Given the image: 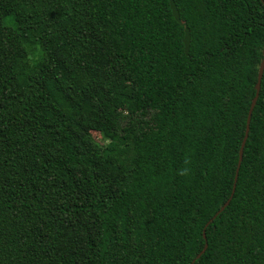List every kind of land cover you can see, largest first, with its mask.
<instances>
[{"label": "trees", "instance_id": "obj_1", "mask_svg": "<svg viewBox=\"0 0 264 264\" xmlns=\"http://www.w3.org/2000/svg\"><path fill=\"white\" fill-rule=\"evenodd\" d=\"M264 0H0V264H264ZM98 136V138H95Z\"/></svg>", "mask_w": 264, "mask_h": 264}, {"label": "water", "instance_id": "obj_2", "mask_svg": "<svg viewBox=\"0 0 264 264\" xmlns=\"http://www.w3.org/2000/svg\"><path fill=\"white\" fill-rule=\"evenodd\" d=\"M263 73H264V52H263V58H262V61H261L260 67H259V71H258L257 82H256V85H255V95H254V98L252 99V102H251V105H250V108H249V111H248L247 120H246L245 134H244V138H243V141H242V144H241V147H240V150H239V154H238V163H237V167H236V172H235L234 184H233L232 192H231V195L228 198V200L220 207V209L217 211V213L205 225L204 230H203V239L204 240H206L205 229L207 228V226L209 224H211L214 221V219L219 214H221L225 210V208L229 205V203H230V201H231V199H232V197L234 195L235 185H236V181H237V177H238V171H239V168H240V165H241V162H242L243 150H244V146H245V143H246L247 137H248L250 120H251L253 109H254V107H255V105L257 103L258 97H259L260 87H261V80H262ZM206 248H207V244L204 245L203 249L192 260L191 264H194L195 261L198 260L204 254V252L206 251Z\"/></svg>", "mask_w": 264, "mask_h": 264}, {"label": "rangeland", "instance_id": "obj_3", "mask_svg": "<svg viewBox=\"0 0 264 264\" xmlns=\"http://www.w3.org/2000/svg\"><path fill=\"white\" fill-rule=\"evenodd\" d=\"M95 138H98V136H95Z\"/></svg>", "mask_w": 264, "mask_h": 264}]
</instances>
